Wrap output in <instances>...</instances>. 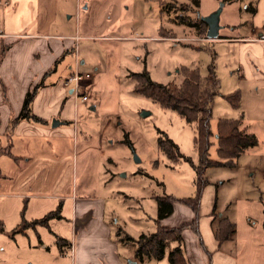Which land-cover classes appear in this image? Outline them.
Listing matches in <instances>:
<instances>
[{
	"label": "rangeland",
	"instance_id": "374dc122",
	"mask_svg": "<svg viewBox=\"0 0 264 264\" xmlns=\"http://www.w3.org/2000/svg\"><path fill=\"white\" fill-rule=\"evenodd\" d=\"M242 2L56 0L58 12L52 21L67 26L72 23L73 29H79V35H87L76 41L75 49L77 60L83 61L81 74H88L84 79L87 100L75 112L77 136L45 139L42 143L47 159L44 176L48 174V184L55 183V192L66 197L61 203V219L65 221L60 222L63 225L61 251L68 253L70 223L73 232L75 221L71 207L75 200L87 199L102 206L104 217L116 224V229L136 237L139 233L152 232L153 221L149 218L154 216L155 197L179 198L194 194L191 164L183 159L170 162L156 146L158 131H162L177 145L182 156L196 164L193 127L175 111L162 109L156 102L134 92L135 79L131 73L146 72L157 83H179L183 67L196 68L202 76L208 65L213 67L219 88L211 109L212 127L219 118L240 119V127L254 136L255 143L236 157L234 167L208 166L204 176L216 184L217 204L226 214L229 212L236 218L247 209L253 218L261 215L264 208V81L238 83L237 66L232 64L237 62L236 48L198 39L205 37L202 18L217 9L218 26L243 21L246 12ZM236 32L224 26L218 34ZM68 63L72 64V58L66 53L61 66ZM63 74L58 76L59 81L68 76ZM63 87L69 91L71 86ZM233 91L239 94L236 108L224 98ZM209 158H216L214 145L209 149ZM0 184V264H8L10 255L23 257L28 253L24 246L26 240H12L21 227L15 222L23 210L14 207L15 199L7 195L4 181ZM34 201L37 200H29L30 209L39 203ZM47 201L41 203L48 205ZM59 206L58 201L51 205L54 215Z\"/></svg>",
	"mask_w": 264,
	"mask_h": 264
},
{
	"label": "crops",
	"instance_id": "0c3cea01",
	"mask_svg": "<svg viewBox=\"0 0 264 264\" xmlns=\"http://www.w3.org/2000/svg\"><path fill=\"white\" fill-rule=\"evenodd\" d=\"M242 1L246 12L243 21L219 26L216 38L207 40L236 48L237 62L232 64L237 66L238 83L246 80L262 82L264 40L259 38H264V0ZM55 2L0 0V181H4L7 195L15 199L14 207L23 210L15 222L21 227L12 240H26V245L23 243L28 253L23 257L10 255L7 262L136 264L135 246L120 241L115 235L116 224L104 217L103 207L87 199H78L72 204L71 214L75 221L73 232L70 223L68 253L60 250L63 226L60 222H65L61 219V203L66 197L55 192V183L48 184V174L44 176L47 159L42 143L45 139H74L77 136L74 131L76 107L86 101L74 104L73 97L64 90L58 76L60 73L70 75L74 69L81 73L83 61L77 60L75 46L80 37L87 35H79V29H73L72 23L67 26L52 21L58 12ZM224 26L230 32L236 30V34H218ZM204 27L206 30L205 24ZM83 30L86 31L85 27ZM66 53L71 55L72 64L62 67L61 61ZM35 85L29 115L18 119L25 93ZM216 191V184L207 179L200 193L197 233L187 226L193 218L192 211L179 202H173L172 212L158 221L153 219L155 207L154 216L149 218L150 222L153 221L152 232L157 224L182 226V248L189 264H264V208L261 215L254 218L247 209L234 218L217 204ZM31 199L39 202L33 209L28 204ZM42 200H49L48 205L41 203ZM56 201L60 206L55 215L43 223L33 222L52 212L51 205ZM55 216L59 219L56 220ZM220 218L231 222L234 230L218 241L214 229ZM174 245L169 242L161 259L146 260L142 264H168L166 254Z\"/></svg>",
	"mask_w": 264,
	"mask_h": 264
},
{
	"label": "trees",
	"instance_id": "16d2710c",
	"mask_svg": "<svg viewBox=\"0 0 264 264\" xmlns=\"http://www.w3.org/2000/svg\"><path fill=\"white\" fill-rule=\"evenodd\" d=\"M182 79L179 83L167 82L165 84L151 81L146 72L131 73L135 79L133 91L156 102L162 109L175 111L185 123L194 129L192 138L193 148L197 154L196 164H192L189 157H184L178 152L177 145L162 131H158L156 146L162 154L170 161L176 162L183 159L191 164L194 177V194L188 197L174 198L169 195L155 197L156 213L155 220L158 221L172 212V203L179 202L187 206L193 213V218L188 223L197 233L196 222L198 216V204L203 186L207 183L204 171L208 166L234 167L236 157L246 148L255 143L254 136L240 127V119L219 118L213 123L211 121V109L214 96L218 93L219 81L213 67H206V74L200 75L198 69L181 68ZM36 85L25 93L22 106L17 118H25L29 115V103L35 91ZM225 100L233 108L238 106V92L224 96ZM214 138V141L211 138ZM214 145L216 158H209V149ZM54 212H49L40 219L33 222L43 223ZM182 226L163 227L157 224L151 233H141L131 237L116 229L115 235L125 243H132L136 264H142L145 260H159L164 256V248L169 242L175 245L166 254L169 264H189L182 248L181 238ZM234 230V226L226 218H220L214 229V236L218 241L228 237ZM2 227L0 225V232Z\"/></svg>",
	"mask_w": 264,
	"mask_h": 264
},
{
	"label": "built area",
	"instance_id": "2783aa9c",
	"mask_svg": "<svg viewBox=\"0 0 264 264\" xmlns=\"http://www.w3.org/2000/svg\"><path fill=\"white\" fill-rule=\"evenodd\" d=\"M260 40H264V38H259ZM88 74H81L78 73L75 69L73 72L66 76L65 78L62 79L61 84L63 86L70 85V90L69 94L73 97L74 99V104L79 103V102H85L87 100V94L84 90V85L87 83ZM264 168V166H263Z\"/></svg>",
	"mask_w": 264,
	"mask_h": 264
},
{
	"label": "water",
	"instance_id": "95a60500",
	"mask_svg": "<svg viewBox=\"0 0 264 264\" xmlns=\"http://www.w3.org/2000/svg\"><path fill=\"white\" fill-rule=\"evenodd\" d=\"M218 13L219 9L211 12L207 16L202 18V21L204 22L206 26V31H205V38L206 39H214L216 38L217 35V29H218ZM142 114H146L143 112Z\"/></svg>",
	"mask_w": 264,
	"mask_h": 264
}]
</instances>
